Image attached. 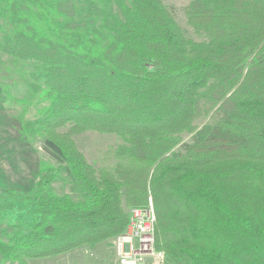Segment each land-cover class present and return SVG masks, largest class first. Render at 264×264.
Returning <instances> with one entry per match:
<instances>
[{"label": "trees", "instance_id": "trees-1", "mask_svg": "<svg viewBox=\"0 0 264 264\" xmlns=\"http://www.w3.org/2000/svg\"><path fill=\"white\" fill-rule=\"evenodd\" d=\"M77 1L0 0V50L40 68L31 95L48 103L38 125L55 161L33 193L7 192L0 211L29 221L2 258L101 244L152 200L165 264H264V0H190L203 41L163 0L89 1L82 21ZM88 131L123 139L112 165L78 148ZM62 173L73 186L59 196Z\"/></svg>", "mask_w": 264, "mask_h": 264}, {"label": "rangeland", "instance_id": "rangeland-1", "mask_svg": "<svg viewBox=\"0 0 264 264\" xmlns=\"http://www.w3.org/2000/svg\"><path fill=\"white\" fill-rule=\"evenodd\" d=\"M89 1L95 0L77 1V20H87ZM163 2L187 37L196 41L204 40V36L196 34L188 24L186 9L190 0ZM39 69L36 64L14 60L0 50V207L6 203L5 197L9 191L26 195L33 193L41 169L47 164L55 163L43 149L47 133L38 125L47 111L48 103H41L31 95L33 73H38ZM206 122L207 120L199 121L198 125L203 126ZM74 138L78 148L97 170L112 165L115 162V149L124 143L120 136L93 131ZM72 186L71 181L62 173L53 184V190L59 196L71 194ZM73 195L75 199L79 198L78 195ZM131 209L126 208L129 218ZM28 221L27 215L17 210L0 211V240H7L14 232H26L25 223ZM128 227L116 238L125 234ZM116 238L95 246L79 247L58 256L26 261L27 264H120L115 246ZM155 251L164 252L156 248ZM0 264L21 263L4 260L0 255ZM144 264H152L151 258L148 257Z\"/></svg>", "mask_w": 264, "mask_h": 264}, {"label": "built area", "instance_id": "built-area-1", "mask_svg": "<svg viewBox=\"0 0 264 264\" xmlns=\"http://www.w3.org/2000/svg\"><path fill=\"white\" fill-rule=\"evenodd\" d=\"M156 215L152 201L147 208L130 210V224L125 234L116 238L115 246L120 264H164V252L155 251Z\"/></svg>", "mask_w": 264, "mask_h": 264}]
</instances>
